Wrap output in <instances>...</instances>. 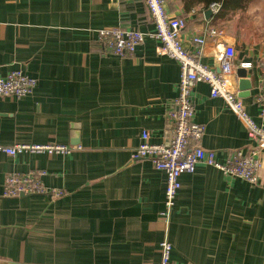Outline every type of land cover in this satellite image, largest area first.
I'll return each mask as SVG.
<instances>
[{
  "label": "crops",
  "instance_id": "1",
  "mask_svg": "<svg viewBox=\"0 0 264 264\" xmlns=\"http://www.w3.org/2000/svg\"><path fill=\"white\" fill-rule=\"evenodd\" d=\"M164 2L169 16L185 21L187 51H195L192 37L206 28L219 32L205 35L204 64L218 71L216 52L234 47L232 88L247 114L264 123L254 101L264 87V0H227L222 7ZM114 27L152 31L145 0H0V77L19 69L36 80L25 97L0 96V144L74 148L0 153V264H158L164 237L173 264H264V150L257 184L200 164L181 175L170 217L159 215L165 174L133 153L143 130L151 143L165 142L179 67L149 37L133 56L101 55L96 32ZM240 66L249 90L239 89ZM192 102L194 121L204 128L201 145L218 162L253 144L205 83L194 85ZM34 169L63 194L2 196L8 173Z\"/></svg>",
  "mask_w": 264,
  "mask_h": 264
},
{
  "label": "built area",
  "instance_id": "2",
  "mask_svg": "<svg viewBox=\"0 0 264 264\" xmlns=\"http://www.w3.org/2000/svg\"><path fill=\"white\" fill-rule=\"evenodd\" d=\"M151 16L153 30L143 33L134 29L102 28L97 30L96 39L100 54L130 57L144 42L145 37L158 42L157 52L174 60L179 67L177 94L165 113V135L170 139L155 144L150 142L149 130H143L140 143L134 149V158H144L165 174L164 208L159 213L166 220L170 217L175 205L177 192L181 188L180 177L192 174L200 164L213 166L224 175L240 178L251 185L259 180L262 167V152L264 150V123L257 124L246 112L239 97L232 88L231 75L232 59L235 57L233 46L225 45L216 52V58L222 61L221 68L215 71L201 62L207 40L205 35L219 34L214 28H206L203 34L192 37L195 51H187L181 40V31L185 27L182 18L171 17L167 14L164 0H145ZM217 9V8H214ZM202 82L209 88L211 98H221L227 107L244 123L253 144L245 150H235L228 154L224 162H218L215 152L201 145L204 128L194 121V105L192 88ZM36 80L19 69L9 71L0 77V96L22 98L32 93ZM255 103L264 112V87L255 97ZM74 148L61 144H0V153L17 156L21 153L67 154ZM44 172L29 170L24 173H8L2 184L3 197H18L20 195H50L60 197L63 191L48 188L42 182ZM160 258L158 264H173L171 260L172 245L167 237L158 243Z\"/></svg>",
  "mask_w": 264,
  "mask_h": 264
},
{
  "label": "water",
  "instance_id": "3",
  "mask_svg": "<svg viewBox=\"0 0 264 264\" xmlns=\"http://www.w3.org/2000/svg\"><path fill=\"white\" fill-rule=\"evenodd\" d=\"M210 13H211V10L209 9V10H207L205 12V16L208 17L210 15ZM236 75L239 78V80H238L239 89L242 90V91L249 90L251 88V82H250V80H247L245 78L246 77V69L240 66L236 70ZM239 96L242 97L244 95L240 94ZM169 139H170V135H169V133H167L165 135V142H166V144H168ZM20 196H23V195H20Z\"/></svg>",
  "mask_w": 264,
  "mask_h": 264
},
{
  "label": "trees",
  "instance_id": "4",
  "mask_svg": "<svg viewBox=\"0 0 264 264\" xmlns=\"http://www.w3.org/2000/svg\"><path fill=\"white\" fill-rule=\"evenodd\" d=\"M202 1H203L205 6H208L210 3L214 2V3H219L221 7H222V5L225 6L226 2H227V0H202ZM221 7H220L219 12L216 16H220V12L222 10Z\"/></svg>",
  "mask_w": 264,
  "mask_h": 264
}]
</instances>
